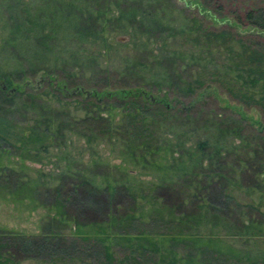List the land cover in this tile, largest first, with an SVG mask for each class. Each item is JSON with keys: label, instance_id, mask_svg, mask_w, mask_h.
Instances as JSON below:
<instances>
[{"label": "trees", "instance_id": "trees-1", "mask_svg": "<svg viewBox=\"0 0 264 264\" xmlns=\"http://www.w3.org/2000/svg\"><path fill=\"white\" fill-rule=\"evenodd\" d=\"M186 2L183 9L196 7L224 22L197 30L192 38H203L198 51L169 48V37L185 34L189 40L196 30L170 24L167 13L177 9L176 0H0L6 31H0V47L17 61L14 69L0 66V197L49 210L38 233L0 226V263L19 264V255L51 264H264V203L242 202L236 193L241 187L264 190V120L222 107L211 92L217 85L241 105L258 108L264 119V0ZM232 20L257 31H239ZM119 32L144 35L141 41L165 34L153 61L115 67L126 71L120 82L97 60ZM74 40L78 46L64 51ZM215 51L223 56L220 63L213 60ZM82 54L95 62L98 80L78 75ZM59 61L66 82L76 85L70 95L83 115L45 102L38 86L8 91L27 73H54ZM154 85L162 96L150 94ZM55 87L47 93L61 99ZM24 108L37 115L28 132H15L11 116ZM65 129L89 141L110 140L123 162L160 177L139 178L97 156L50 184L43 171L31 175L22 164L3 160L12 154L39 159L50 138L65 140Z\"/></svg>", "mask_w": 264, "mask_h": 264}, {"label": "rangeland", "instance_id": "rangeland-1", "mask_svg": "<svg viewBox=\"0 0 264 264\" xmlns=\"http://www.w3.org/2000/svg\"><path fill=\"white\" fill-rule=\"evenodd\" d=\"M29 2L39 3L41 0H28ZM177 2V9H173V12H168L167 17L171 20L170 24L173 25V28H180L183 26L194 25L195 31L187 39L185 34L178 35L175 39L169 37L168 42L170 44V49H192L195 48L197 51L201 47V42H196L192 37L195 36L198 32L197 30L201 27H220L223 25V21L218 20L211 14L204 15L200 10H197L196 7L190 6L188 10L183 9V5H186V0H176ZM233 27L237 28L239 31L243 32H254L257 29H254L251 26L243 27L238 25V23L234 20L231 21ZM198 26V28H196ZM2 28V21L0 20V31ZM3 34L6 33L5 30L1 31ZM167 33V32H165ZM256 33V32H255ZM129 32H119L114 35L112 48H108L106 50H102V53L98 55L97 60L100 64L104 66H108L113 75V80L121 81L123 77H125V72H117L115 67L120 69H124L127 67L126 61L133 60V59H149L150 62L154 60V54L159 53V48L164 45V35L162 36H153L151 39L146 41L145 39L141 41L144 35H139L138 37L129 36V38L125 41L118 39L120 35H128ZM264 36V34H263ZM110 37V36H109ZM100 40V39H99ZM98 40V43L100 42ZM111 41V40H110ZM130 42L126 43L123 46H116L117 42ZM75 42V44H74ZM73 44L70 47L64 48V51H71L74 50L78 46L77 40H74ZM60 44H64L63 41ZM116 44V45H115ZM76 46V47H75ZM8 49V48H6ZM0 47V66L3 69H14L17 66V61L15 55L8 49ZM91 52L98 54L94 51V47L91 48ZM99 52V49H98ZM67 53V52H66ZM69 53V52H68ZM87 54V53H86ZM85 58V55L82 54ZM88 55V54H87ZM213 60H218L220 63L223 61V56H220V53L215 51L213 54ZM130 57V58H129ZM50 60L53 61V55L49 56ZM129 58V59H127ZM87 59V60H86ZM95 62L90 61L89 57L85 58L82 62V68H77L79 70L78 75L84 81H89V78L97 79V75H93L92 68ZM58 67L54 73L50 74L45 70H40L34 74L27 73L23 80L21 81H14L12 86L8 87V91H10L13 87L18 89L19 92L23 91L24 89L33 88L32 86H38V88H34L35 90H42L46 97H43L45 102L50 103L52 106L53 104L63 109L68 107L72 113H77L78 115H83L84 110L79 108L81 105L76 104V98L72 94V91L75 90L76 85H72L70 82H66L63 73V62L59 61L57 63ZM79 66V65H78ZM82 66V65H81ZM25 67V66H24ZM197 67V66H196ZM111 68V69H110ZM115 68V69H114ZM197 70L193 71V74L196 73ZM82 74V75H81ZM84 75V76H83ZM104 74L98 75L103 76ZM132 73H128L127 81L130 80ZM195 75V74H194ZM143 76V75H142ZM152 76V72L150 74H146V79ZM137 76H133L131 79H135ZM79 79V78H78ZM132 82V80H130ZM1 82V80H0ZM90 83V82H86ZM57 86V87H55ZM211 92L218 96L220 105L222 107H230L233 110L243 112L247 117L252 119L254 122H258L263 119L262 112L256 107H246L245 105H241L238 101L231 99L227 92H223L220 87L215 84L211 85ZM56 88L55 91L63 92V97L61 99L57 98H50V93H47L48 90L52 88ZM215 87V88H214ZM67 88V89H66ZM153 89H150V94H155L157 96H162L163 91L158 89L157 86H152ZM83 90L81 91V96L86 93L87 88L83 86ZM65 92V94H64ZM67 96V97H66ZM56 97V96H55ZM50 98V99H49ZM62 101H69V105L65 104ZM26 114H25V112ZM37 115L36 109L34 111L31 109H23V113L17 112L12 114V123L15 126V132H28L29 125H32V116ZM55 124V123H54ZM13 131V129H12ZM43 133L42 130H40ZM65 140L59 144L58 142L54 141V138H50L49 148L48 150L41 152L39 159H22L19 155H10V160L7 156L3 157V160L9 162L11 165H15L16 167H21L22 164L25 168L24 171H28L31 175H37L39 171H43L45 175L43 176L46 181L50 184H55L58 181L56 175L62 173L64 170L67 169H78L82 168L84 163H91L93 158L97 156H102L105 158L104 164L109 161L111 164L118 163L120 166H125V169L128 172L134 173L135 176L143 179H158L160 177L159 172L154 170L144 168L142 165L134 164L132 162H123L122 157L119 155V152L116 151L113 147V144L110 140L107 139H97L95 141H89L86 136L77 134L73 131V129H68L66 132L65 129ZM104 164H100L98 169L106 168ZM112 170L116 171V168L110 166ZM109 168V166H107ZM128 178H131V175H128ZM247 188L241 187L237 188L236 193L238 198L243 202L254 201L253 203H264V190L254 189L252 192H247ZM261 209H264V204L261 206ZM53 212V211H51ZM253 216L261 217L260 213L256 211H252ZM49 213L48 208L44 206H38L35 209H30L28 207V203H16L13 200H8L0 197V226L6 227H15L16 229L22 230L26 233H38L42 230V223L43 219L47 217ZM261 238V237H260ZM264 239V238H263ZM261 239L260 243H263L264 240ZM123 254H120L122 256ZM16 259L19 261V264H51L49 261L40 260L36 258H21V256H15ZM3 264V263H0ZM8 264V263H6ZM120 264H132L130 262H123Z\"/></svg>", "mask_w": 264, "mask_h": 264}, {"label": "water", "instance_id": "water-1", "mask_svg": "<svg viewBox=\"0 0 264 264\" xmlns=\"http://www.w3.org/2000/svg\"><path fill=\"white\" fill-rule=\"evenodd\" d=\"M128 38H129V35H120L118 37V39L123 40V41L127 40Z\"/></svg>", "mask_w": 264, "mask_h": 264}]
</instances>
